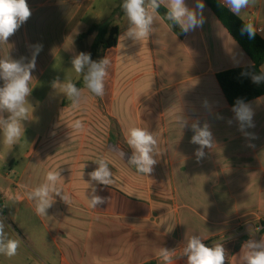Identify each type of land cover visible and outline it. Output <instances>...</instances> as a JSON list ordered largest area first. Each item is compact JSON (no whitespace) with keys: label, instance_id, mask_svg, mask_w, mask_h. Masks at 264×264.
Wrapping results in <instances>:
<instances>
[{"label":"crops","instance_id":"crops-1","mask_svg":"<svg viewBox=\"0 0 264 264\" xmlns=\"http://www.w3.org/2000/svg\"><path fill=\"white\" fill-rule=\"evenodd\" d=\"M195 3L186 0L190 8ZM204 5L203 25L183 32L182 38L161 17L142 44L119 39L128 21L125 27L116 25L117 46L106 52L115 51L117 66L120 62L130 67L136 58L140 87L147 83L153 88L148 94L138 89L121 97L118 121L122 143L131 156L125 139L128 129L149 130L158 141L157 163L145 176L130 175V168L121 162L120 178L114 176V186L93 185L106 198L95 209L89 207L86 196L91 186L85 182L98 165L96 158L82 154V131L73 129L74 122L66 117L74 107L66 105L63 98L55 104L51 122L40 123V132L30 129L34 122H42L39 117L53 90L43 81L52 60L44 51L51 41L39 37L42 32L38 28L32 29L31 20L37 13L32 11L8 44L0 45V57L13 59H30L31 46L42 45L29 83L33 90L28 97L29 120L23 121L25 136L13 146L3 144L0 138V216L8 225V235L21 240L17 255H0V264H160L157 252L161 247L174 250L192 235H199L202 241L218 239L227 253L225 264H240L242 245L264 237L260 225L264 219V96L245 103L253 114L252 126L241 131L216 74L252 63ZM242 13L246 18H239L260 27L258 35L264 39V0H256ZM75 14H58L62 21L57 39L51 42H56L55 50L63 49V35ZM121 15L125 22L127 17ZM19 38L21 46L17 45ZM13 46L17 54L10 55ZM165 56L174 57L173 72L168 75L161 67ZM115 101L111 100L113 105ZM181 120L187 121V126L183 127ZM197 120L201 127L209 125L214 139L213 147L205 148V156L199 160L195 156L199 146L191 143L194 132L190 127ZM111 157L103 158L111 161L113 171ZM51 170L60 171L57 186L69 197V204L57 196L47 216H38L26 191L42 184ZM130 177L136 182L132 189L128 187ZM132 191L136 197H129Z\"/></svg>","mask_w":264,"mask_h":264},{"label":"clouds","instance_id":"clouds-1","mask_svg":"<svg viewBox=\"0 0 264 264\" xmlns=\"http://www.w3.org/2000/svg\"><path fill=\"white\" fill-rule=\"evenodd\" d=\"M224 3L233 15L239 17L246 8L254 5L256 0H224ZM161 7L166 10L163 18L170 22V26L179 27L184 33L194 31L204 23L203 0H196L194 8H190L186 0H122L121 9L127 17L128 26L119 39L131 40L133 44H142L145 39L150 38L154 32V24L160 17ZM30 16L31 10L27 0H0V45L8 44L9 37L14 35ZM240 31L241 35L247 34L249 39H253L257 33L252 22L243 23ZM31 47L30 59L25 57L13 59L9 55L0 57V80L3 81V85L0 86V138L2 143L8 146L16 145L21 137L25 136L23 121L29 120L31 105L28 97L33 90L29 83L33 78L36 58L42 51V45L36 44ZM26 59L27 62H25ZM110 65L111 61L107 56L94 61L90 53L83 51L74 54L71 58L73 70L78 76H82L84 89L99 97L104 95L105 78ZM251 78L256 84L264 82V72L253 74ZM51 86L56 90L59 89V93L66 97L72 107H77L86 101L83 90L71 80L61 82L57 79ZM204 103L207 104L206 101ZM233 111L236 120L240 123L241 131L245 126H252L253 114L246 104L237 101ZM181 121L183 127L187 126V121ZM71 127L78 130L83 127V124L80 120H76ZM190 127L194 132L191 143L199 146L195 150V156L199 160L205 156V148L213 147V134L207 123L201 127L198 120L191 123ZM125 139L132 150L125 164L134 168L137 174L150 175L157 163L155 156L158 153V141L155 135L145 128L133 126L128 129ZM112 151L124 161L126 156L124 151L118 149H112ZM94 162L98 167L88 173L90 179L85 182L88 187L91 186V192L86 198L89 201V207L93 209L106 202V198L100 196L98 188L93 185L114 186L116 183L109 159L101 157ZM60 178L59 170L48 171L42 184L26 191L27 198L35 205L36 215L47 216V210L53 206L57 196L69 204V197L57 186ZM6 227L8 225L5 223V218L0 216V255L12 258L17 255L21 240L11 238L6 232ZM226 255L223 243L215 242L209 247L202 242L199 235L187 238L179 256L176 255V250L165 247H161L157 252V257L162 264H174L175 258L178 257H186L187 264H225ZM239 259L240 264H264V237L259 241L247 240L242 245Z\"/></svg>","mask_w":264,"mask_h":264},{"label":"rangeland","instance_id":"rangeland-1","mask_svg":"<svg viewBox=\"0 0 264 264\" xmlns=\"http://www.w3.org/2000/svg\"><path fill=\"white\" fill-rule=\"evenodd\" d=\"M32 0L27 2L31 12L35 11L37 15H33L32 24L33 28H38L40 32L39 37L42 39H48L53 41L57 39V27L62 21V17H58V14L65 13L67 11L76 12L75 16L70 18L69 28L67 27L63 37H65V45L60 51L55 50L53 45L56 43L49 42L48 48L44 51V54L48 55V58L52 57L51 64L48 69V75L43 79L44 84L47 82V86L52 85L51 79L55 78L59 81L71 80L77 82L82 76H78L71 66V58L74 54L81 51L87 52L93 41V37H86L85 33L92 24H104L106 26H118L125 27V22L122 19V0H91L90 2H80L81 0ZM40 15V16H39ZM245 13L240 14L241 19L246 18ZM38 18V19H37ZM56 32V34H55ZM60 32V30H59ZM54 38V39H53ZM22 39L17 40V45H22ZM15 46L12 47V51L9 50L10 55H15L17 52ZM107 56L111 65L108 68V75L105 78V92L103 97L97 96L95 98L87 90H83V94L86 97V101L82 102L79 106L67 113L66 117L72 122L80 120L83 127L82 131V145L81 152L86 156L91 155L97 159L106 156H112L113 166L116 164L126 163L127 158L130 157L127 153L126 145L122 142V133L119 127V116L122 111L123 105L121 97L127 94H135L138 89L143 90L145 93H151L153 88L147 83L140 87L138 80L136 79L137 72V60L133 58L131 60L133 65L130 67L127 64L121 66L118 62L116 64L115 51H109L102 54V58ZM164 57V64L161 65L164 74L168 75L173 72V58ZM129 65V64H128ZM52 77V78H48ZM49 81V82H48ZM125 83V85L123 84ZM125 90L122 94L121 92ZM65 99L62 93H59V89L50 92L49 100L42 109V115L39 117L42 122H34L31 130L33 132L39 131V124H47L51 122L53 114L55 113V104L61 99ZM116 98L113 105L111 100ZM66 105L71 106L70 102L66 99ZM57 120V119H56ZM53 120L52 122H55ZM112 149H118L126 153L124 161L119 159L114 154ZM130 169L131 167L128 166Z\"/></svg>","mask_w":264,"mask_h":264},{"label":"trees","instance_id":"trees-1","mask_svg":"<svg viewBox=\"0 0 264 264\" xmlns=\"http://www.w3.org/2000/svg\"><path fill=\"white\" fill-rule=\"evenodd\" d=\"M203 1L252 63L249 67L235 68L216 74L217 83L226 102L233 108L237 101H242L245 104L264 96V82L256 84L253 83L251 78L253 74H260L262 68H264V39L258 34L253 39H249L247 34L241 35L240 30L243 23H245L243 20L223 8L216 0ZM165 11L163 7L159 10L161 19L174 34L182 38L184 33L179 27H171L170 22L163 18ZM118 35L119 28L117 26L92 24L85 33L86 37H93L88 51L91 54V58L94 61H98L102 58L104 52L115 48L118 43ZM74 83H76L78 88L84 89L82 77ZM135 172L134 168L130 169V175L135 174ZM113 173L115 177L120 178L119 165H114ZM130 180L128 187L134 188L135 179L131 178ZM135 194L136 192L132 191V195L128 196L136 197ZM261 225L264 227V223ZM261 231H264V229Z\"/></svg>","mask_w":264,"mask_h":264},{"label":"built area","instance_id":"built-area-1","mask_svg":"<svg viewBox=\"0 0 264 264\" xmlns=\"http://www.w3.org/2000/svg\"><path fill=\"white\" fill-rule=\"evenodd\" d=\"M223 8H225L226 10L229 11L228 6L224 3V0H216ZM230 12V11H229ZM232 13V12H230ZM251 13V12H250ZM252 14V13H251ZM251 22V21H250ZM257 29V33L256 34H261L262 29L260 27H256ZM1 209V208H0ZM264 223V219L260 220V225ZM264 229V227H262L261 225V230ZM204 242L207 246H212L213 243L215 242H220L218 239H208V240H204L202 241ZM184 245V244H183ZM183 245H178L174 250H176V255L179 256L180 255V251L181 248L183 247ZM187 262V258L186 257H178L175 258L174 264H185ZM160 264H162V262L160 261Z\"/></svg>","mask_w":264,"mask_h":264}]
</instances>
